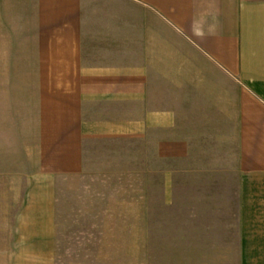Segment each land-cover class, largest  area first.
Masks as SVG:
<instances>
[{
  "label": "crops",
  "instance_id": "obj_1",
  "mask_svg": "<svg viewBox=\"0 0 264 264\" xmlns=\"http://www.w3.org/2000/svg\"><path fill=\"white\" fill-rule=\"evenodd\" d=\"M0 101L29 137L0 146V264L100 259V231L61 230L60 188L89 179L139 189L114 264L161 237L264 264V0H0Z\"/></svg>",
  "mask_w": 264,
  "mask_h": 264
},
{
  "label": "rangeland",
  "instance_id": "obj_2",
  "mask_svg": "<svg viewBox=\"0 0 264 264\" xmlns=\"http://www.w3.org/2000/svg\"><path fill=\"white\" fill-rule=\"evenodd\" d=\"M3 101H0V107ZM1 111L4 110H0ZM3 114V113H2ZM27 117L22 116H6L0 114V126L4 127L2 129H6L3 132H0V146L4 143H8L11 140L13 130L11 129L16 128L18 123L20 126V132L22 135V139L29 137L25 134L22 122H27ZM18 134V133H17ZM1 165H5L4 163L0 162ZM0 165V166H1ZM109 180L106 179L103 181L93 179H89L84 181V186L82 187V182L78 183L76 181L72 182L70 187L72 188L70 191H64L60 188V195L59 199V207L60 209L63 208L62 215L65 218H68L71 223L70 227L64 228L62 227L61 230L64 233V236L68 240H76L77 238L83 239L86 241L87 239H92L91 234L92 231L95 233V237L97 236L98 231H100V248H101V258L97 259L96 256L92 259V250H90L86 256L89 258H83L79 260L75 259H63L60 260V264H114L113 261L108 259H104V243L106 241L108 235V223L115 218L118 219H136L139 220L141 217V213L138 208H140L139 200V189H137V193H135V189L127 190L125 188H118L120 184H124L122 180H112V184L109 185ZM0 184L4 186L6 182H3L0 178ZM121 185V187H122ZM9 186V185H7ZM84 188V190L82 189ZM127 191H130V195L127 194ZM127 194V195H126ZM138 194V195H136ZM16 202L17 197H4L5 204L9 208L8 210L11 211L12 205L8 202L12 201ZM16 204V203H15ZM135 208L136 210H133ZM133 210V211H132ZM9 211V212H10ZM63 217V218H64ZM79 224H73V223ZM81 223L84 226H81ZM73 224V225H72ZM100 224V229L95 226L93 229V225ZM80 225V226H79ZM161 237L159 244H148V252L147 250H141V243H137L134 246V253L133 259L131 261H118L117 264H208L209 261H202V260H181L178 258H174V255H179L174 253L175 250L173 248V242L171 237ZM97 239V238H96ZM139 242V238H136ZM133 238V240H136ZM154 240H156L154 238ZM84 241V242H85ZM97 241V240H95ZM86 243V242H85ZM87 245H90L86 243ZM85 244V248L87 245ZM91 246V245H90ZM97 249V245H95ZM95 249V250H96ZM87 250V249H86ZM97 253V251H96ZM95 255V254H94ZM213 264H220L221 261H211ZM211 263V264H212Z\"/></svg>",
  "mask_w": 264,
  "mask_h": 264
}]
</instances>
